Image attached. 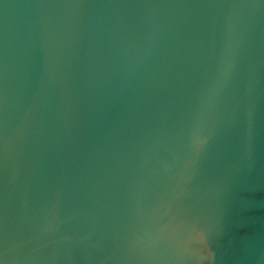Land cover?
I'll use <instances>...</instances> for the list:
<instances>
[{
  "label": "water",
  "instance_id": "1",
  "mask_svg": "<svg viewBox=\"0 0 264 264\" xmlns=\"http://www.w3.org/2000/svg\"><path fill=\"white\" fill-rule=\"evenodd\" d=\"M0 264H264V0H0Z\"/></svg>",
  "mask_w": 264,
  "mask_h": 264
}]
</instances>
